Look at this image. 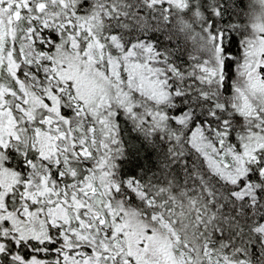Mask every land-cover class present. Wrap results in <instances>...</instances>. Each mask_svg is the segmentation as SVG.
Here are the masks:
<instances>
[{
    "label": "snow or ice",
    "instance_id": "obj_1",
    "mask_svg": "<svg viewBox=\"0 0 264 264\" xmlns=\"http://www.w3.org/2000/svg\"><path fill=\"white\" fill-rule=\"evenodd\" d=\"M0 264H264V0H0Z\"/></svg>",
    "mask_w": 264,
    "mask_h": 264
}]
</instances>
